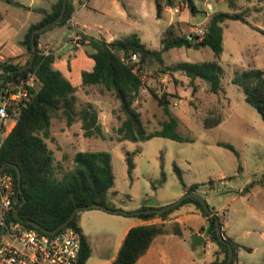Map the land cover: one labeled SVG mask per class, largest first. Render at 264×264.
I'll use <instances>...</instances> for the list:
<instances>
[{
    "label": "rangeland",
    "instance_id": "obj_1",
    "mask_svg": "<svg viewBox=\"0 0 264 264\" xmlns=\"http://www.w3.org/2000/svg\"><path fill=\"white\" fill-rule=\"evenodd\" d=\"M53 1L0 0L2 36L21 46L20 40L29 23L40 16L37 8L49 7ZM194 3L196 10L193 12L189 11L188 4H183L177 13L164 8L158 16L155 0H87L81 7L76 4L79 7L75 14L76 26L104 38L137 32L147 47L160 49L162 31L170 20L180 32L192 31L194 23L205 24V18L210 14L204 12L201 0H194ZM233 3L230 6L228 0L215 1V11L245 12L246 19H226L222 23L223 50L219 62L224 68L223 89L211 91L204 78L184 81L179 78L190 77L162 71L165 65L177 61L215 58L208 45L173 46L161 52L163 63L149 55L143 64L144 87L138 106L146 129L160 127V120L166 117L163 106L148 86L160 94L161 78H178L177 82L180 80L183 85L176 84L177 91L169 92L168 98L171 113L178 121L176 130L183 139L162 135L138 141L118 139L115 126L120 120L112 111V108H118V103L115 98H110L101 105L100 119L106 127L105 137L81 135L67 139L64 130L60 129L61 125L68 129L65 119L53 117L50 127L59 129L54 133L57 140L46 141L54 150L55 159L59 157L65 168L72 165L71 155L77 150L109 151L114 184L107 203L123 210L134 209L140 203L151 207L169 204L184 195L187 186L197 183L196 191L219 216L224 231L239 243L232 264H264V118L245 100L241 86L231 80L240 69L264 67V0H233ZM178 18L183 21H177ZM83 23L88 28H84ZM193 86L196 89L193 90ZM206 119L218 121L207 126ZM71 127L80 132L78 122ZM127 152L133 153L131 173L126 161ZM188 205H179L165 220L169 228L178 222L180 232L161 233L148 255L138 264L210 263L215 253L213 243L194 244L192 241L195 229L207 223V218L184 209ZM80 214L93 244L94 257L97 253L110 254L120 235L119 216L122 215L99 207L81 209ZM156 216L161 220L159 215Z\"/></svg>",
    "mask_w": 264,
    "mask_h": 264
},
{
    "label": "trees",
    "instance_id": "obj_2",
    "mask_svg": "<svg viewBox=\"0 0 264 264\" xmlns=\"http://www.w3.org/2000/svg\"><path fill=\"white\" fill-rule=\"evenodd\" d=\"M12 1V0H8ZM63 0H57L52 10L39 21L31 23L24 32L20 43L24 46L23 53L11 56L0 61V98L4 92L5 82L10 78L35 75V83L29 87L28 95L19 103L10 106L9 111L16 119L11 129L0 137V164L16 163L21 170V191L18 192L17 174L13 166H7L16 179V190L20 197L25 199L19 206L22 218L34 220L47 229H53L68 218L72 210L78 205L91 202H101L109 207L107 197L114 184L109 151L105 149L77 150L71 156L72 165L65 168L60 159H55L54 150L46 139H54L51 132V119L64 118L67 124L79 121L83 134L86 136H105L102 122L99 120V109L91 99L99 98L108 101L115 98L118 108H112L120 120L115 126L118 139L132 141L143 140L153 135H162L174 139L184 137L176 130L178 121L171 113L168 98L169 92L163 89L160 94L154 92L151 86L149 91L163 106L166 117L160 120V127L147 130L139 109V97L144 87L142 67L148 55H154L163 63L161 52L173 46H205L213 51L215 58L204 61H177L165 65L163 72L182 71L190 80L200 77L208 79V89L219 91L223 89L221 76L223 66L219 62L223 50V27L226 19H241L246 21L245 12L229 9H219L212 12L207 19V30L203 37L194 40L192 31L180 32L173 23L168 24L162 31L160 49L149 48L141 40L137 32L114 37L106 40L104 37L81 33L79 42L85 47L89 56L94 59L92 69L81 72V87L88 98L77 93L74 85L63 72L54 66L55 55L44 52L38 47L42 31L35 34L37 51L30 67L20 69L27 63L31 55V31L54 18L61 10ZM175 0H155L156 12L160 16L167 4ZM180 5L188 4L189 11L196 10L194 0H179ZM233 6V0H228ZM74 4L67 1L62 18L56 22L64 23L72 15ZM53 24V25H55ZM52 25V26H53ZM192 35V38L188 37ZM132 53L138 56L137 61L130 60ZM232 82L241 86L246 101L253 104L264 118V67H247L235 72ZM196 89L193 86V90ZM78 104H80L78 106ZM218 119H206L207 126L217 123ZM223 144L232 147L229 143ZM132 152H127L126 161L129 173L134 168ZM67 155V154H65ZM175 170L181 177L179 168ZM198 184H190L185 192L197 190ZM194 202L201 213L207 218L205 229L210 239L217 245L214 258L209 264H224L228 256V242L233 246V257L229 264L236 259L239 243L230 235L225 234L221 220L215 211L208 210L196 197L183 198L175 206L164 211L139 212L134 215L142 218H151L156 215L160 221L139 223L129 227L121 245L112 259L113 264H135L152 243L154 237L160 233H179L178 222L171 228L167 227L165 219L175 208L185 202ZM148 207L142 204L139 208ZM78 210L68 222L80 234L81 252L80 264H85L91 253L90 242L79 224ZM221 225L224 239H220L216 232L215 218ZM246 248L250 249L249 246ZM222 254V256H220Z\"/></svg>",
    "mask_w": 264,
    "mask_h": 264
},
{
    "label": "built area",
    "instance_id": "obj_3",
    "mask_svg": "<svg viewBox=\"0 0 264 264\" xmlns=\"http://www.w3.org/2000/svg\"><path fill=\"white\" fill-rule=\"evenodd\" d=\"M215 1L201 0L206 14L215 11ZM86 3L87 0H77L79 7ZM164 8L174 14L180 11L181 5L176 1ZM207 19L208 16L204 25L192 24L194 40L201 39L205 34ZM68 21L75 37L79 39L81 34L75 32V17L71 15ZM129 59L137 61L138 56L132 53ZM34 83L33 73L27 77L10 78L5 82L0 98V120L11 115L9 107L26 98L29 87ZM4 134L6 133L0 128V137ZM16 194V179L13 173L6 168L0 169V264H80L81 238L76 228L67 223L55 231H49L29 223L22 217H16Z\"/></svg>",
    "mask_w": 264,
    "mask_h": 264
},
{
    "label": "crops",
    "instance_id": "obj_4",
    "mask_svg": "<svg viewBox=\"0 0 264 264\" xmlns=\"http://www.w3.org/2000/svg\"><path fill=\"white\" fill-rule=\"evenodd\" d=\"M56 1L57 0H54L49 5V7L37 8L38 12L40 13V16L37 17V19H35L34 21L30 22L29 25L31 23L39 21L47 13H49L52 10ZM72 2L74 4V11H73L72 15L75 17V14L77 13V9L79 7L77 8V5H78L77 0H72ZM75 20H76V18H75ZM177 21H183V20L178 18ZM170 23H172V20H170ZM77 25H78V22H77ZM83 26H86L84 28H88V26L85 23H83ZM257 28H260V27L257 26ZM75 32L78 34H81V33L91 34V33L87 32L86 30H82L78 26H76ZM91 35H94V34H91ZM95 36H98V35H95ZM105 39L111 40L112 36L105 38ZM38 47L40 49H42L44 52H46V51L52 52L55 55V60L53 62L54 66L59 68L63 72V74L74 85L77 86V88H78L77 93L78 94L82 93L86 98H88L87 94L84 93V91L81 87V72L84 69H87V70L92 69L93 64H94V59L87 54L84 45L82 43H80L79 39H77L75 37V34L73 32L72 26L69 23V21L67 20L64 23H58V24H55L53 26L51 25V26L45 28L42 31V33L40 34ZM23 51H24V46L22 44H21V46H18L16 43L12 42V40L9 37H3L2 32L0 30V61L5 60L6 58L11 57V56L19 55V54L23 53ZM147 57H146V59H147ZM173 75H175V76L176 75H184V76L188 77L186 74H181L180 72H173ZM161 79H162L161 83H160V90L161 91L163 89H165L167 92L173 93V92L177 91L176 87H175L176 84L179 83L180 85H183V84H181L183 82H181L180 80H178V82H177L178 78H161ZM179 79H183L184 81H186V79H187V81H188L190 78H179ZM91 100L94 102V104L99 109L98 117H99V120L101 121V119H100L101 112H102L101 105L103 102H106V101L103 99H99V98H95V99H91ZM0 121L2 123L1 130H4V132L7 133L11 129V127L15 124L16 119L12 115H9ZM75 122L79 123V130H80L79 133L74 128L71 127L74 122L72 124H67L65 121V123L68 125V127H67L68 129H66L65 126H62V125L60 127V129L64 130L67 139H69V137L73 138V136L78 137V136L84 135L83 130H82L81 125H80V122L79 121H75ZM102 125H103V123H102ZM103 128H104V132H105L106 127L104 125H103ZM58 130H56L54 128H53V130L51 129V132L54 136V139H56L55 134L58 132ZM105 136H106V134H105ZM63 147H64V145H63ZM185 203H189V205L186 206V208H184V209L191 210L192 212H197V213L202 214L200 209L196 206V204L194 202L189 201V202H185ZM142 204H146V203H140L134 209L139 208ZM134 209H128V210H134ZM178 214L179 213L175 214L174 216L177 217ZM119 215H122V216H119L120 223H121V231H120V235H119V237L115 243L114 250L108 255H102V254L97 253L96 257H94L93 244H92V241L90 239L88 229L84 225L82 218H81V214L79 213V224L82 227L83 232L87 235V238H88V240L90 242V246H91V253L88 256V258L86 259L85 264H110V263H112V259L115 256L118 248L120 247L122 239H123L125 233L127 232V230L129 229V227H131L132 225H135V224H139V223L160 221L157 216H154L151 218H142V217L136 216L134 214L119 213ZM206 225H207V223L201 224L200 226H206ZM166 233H169V232H166ZM160 234H158L154 237V239H153L152 243L150 244L149 248L147 249V251L138 258V260L135 264H138L139 261L141 259H143V257L148 255L150 249L153 247V243L156 241V239L159 237ZM194 234H202L204 236V239L202 242L207 241L208 243L214 244V242L210 239L209 235L206 233L205 229H200V227L198 229V227H197L195 229ZM225 234L229 235L227 232H225ZM213 244H212V247H213L212 250L215 251L216 250V244H214V245ZM98 245L99 244H97V246ZM214 255H215V253H214ZM213 258H211L209 261H211Z\"/></svg>",
    "mask_w": 264,
    "mask_h": 264
},
{
    "label": "water",
    "instance_id": "obj_5",
    "mask_svg": "<svg viewBox=\"0 0 264 264\" xmlns=\"http://www.w3.org/2000/svg\"><path fill=\"white\" fill-rule=\"evenodd\" d=\"M67 1L68 0H63L61 10L54 18H52L51 20L46 21L42 25L36 26L32 29V31H31V55H30L28 62L23 64L20 67V69H25V68H28L32 65L35 53L37 51V44L35 42V34L38 31H42L45 28L55 24L56 22H58L62 18V16L65 13V10H66ZM188 37L192 38V35L188 34ZM2 75L3 74H0V76H2ZM206 80H208V79L206 78ZM7 166H13L15 168L16 174H17L18 192H20L21 191V170H20V167L16 163L6 162V163L0 164V169L6 168ZM188 196H193V197L198 198L199 200L202 201L203 205L208 210H211L210 207L208 206L205 198L202 196V194L196 190H192V191L185 192L184 195H182L180 198H178L174 202H171L169 204L159 206V207L148 206V207H144V208H137L134 210H123L121 208L109 207V206H107L101 202H91V203L85 204V205H78L72 210V212L70 213V215L68 216V218L66 220H64L62 223H60L57 227H55L53 229H47V228L41 226L39 223H37L34 220H27V221L33 225H36V226L42 228V229H46L49 231H55V230L59 229L60 227H62L63 225L67 224L74 217L75 213L81 209H87V208H91V207H99V208L105 209V210L110 211V212H118V213H125V214H135V213H139V212H153V211L161 212V211H164V210H166L172 206H175L183 198L188 197ZM24 200L25 199L20 197L19 193H17L14 197V201L16 202V205L14 207V215L16 217H21L20 212H19V206L22 204V202ZM215 223H216V232H217L218 237L220 239H224V234L222 232V228H221V225L219 224V220L217 217L215 218ZM203 239H204V236L202 234H194L192 237V241L194 244H199L200 242L203 241ZM228 248H229L228 249V256H227L224 264H229V262L231 261V259L233 257L234 251H233V246L230 242H228Z\"/></svg>",
    "mask_w": 264,
    "mask_h": 264
}]
</instances>
